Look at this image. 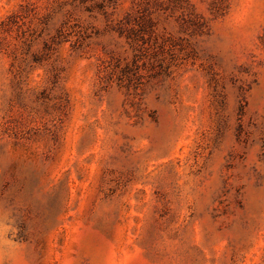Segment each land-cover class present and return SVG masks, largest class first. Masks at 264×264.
<instances>
[{"label": "rangeland", "instance_id": "1", "mask_svg": "<svg viewBox=\"0 0 264 264\" xmlns=\"http://www.w3.org/2000/svg\"><path fill=\"white\" fill-rule=\"evenodd\" d=\"M0 264H264V0H0Z\"/></svg>", "mask_w": 264, "mask_h": 264}]
</instances>
